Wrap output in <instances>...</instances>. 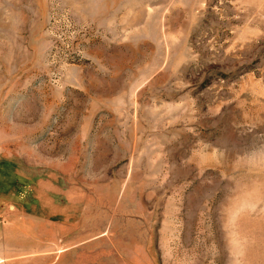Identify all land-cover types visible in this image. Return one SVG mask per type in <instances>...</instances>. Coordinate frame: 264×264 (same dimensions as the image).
<instances>
[{
    "label": "rangeland",
    "instance_id": "1",
    "mask_svg": "<svg viewBox=\"0 0 264 264\" xmlns=\"http://www.w3.org/2000/svg\"><path fill=\"white\" fill-rule=\"evenodd\" d=\"M0 264H264V0H0Z\"/></svg>",
    "mask_w": 264,
    "mask_h": 264
}]
</instances>
